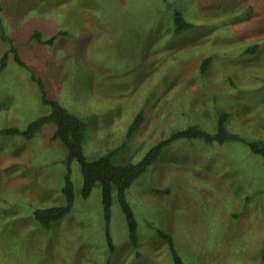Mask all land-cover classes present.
<instances>
[{
  "label": "rangeland",
  "instance_id": "374dc122",
  "mask_svg": "<svg viewBox=\"0 0 264 264\" xmlns=\"http://www.w3.org/2000/svg\"><path fill=\"white\" fill-rule=\"evenodd\" d=\"M164 3L0 0V57L12 42L23 61L11 52L0 70V129L24 130L49 113L34 72L48 98L87 121V159L121 145L139 113L115 164L138 161L190 125L213 133L220 112L229 132L264 140V0ZM174 9L191 24L180 33L172 29ZM36 30L57 37L42 45L31 40ZM55 128L45 123L31 138L0 134V264H173L160 232L173 238L183 264H261L264 160L242 140L166 145L126 190L136 247L113 193L110 250L101 185L84 198L77 161L72 209L48 229L33 217L64 203L67 151Z\"/></svg>",
  "mask_w": 264,
  "mask_h": 264
},
{
  "label": "trees",
  "instance_id": "16d2710c",
  "mask_svg": "<svg viewBox=\"0 0 264 264\" xmlns=\"http://www.w3.org/2000/svg\"><path fill=\"white\" fill-rule=\"evenodd\" d=\"M166 1L167 0H162V3L165 4L164 2ZM168 3L165 4V6L168 5ZM130 4L131 2L128 4V8ZM190 26V22L186 20L182 12L174 9L172 12L173 32L180 33L188 29ZM0 35L2 38L6 39L1 18ZM56 37V35H51L48 38H44L42 33L36 30L32 33L31 40L42 45H47L52 43ZM11 52L14 55V60L23 65V61L18 53V49L13 46L11 42V49L2 54L0 57V70L6 66L8 55ZM203 62L206 64L208 59H204ZM203 69H205L204 64ZM31 73V77L35 80L42 91V103L48 104L50 107L49 113L32 120L24 130L19 129L16 126L6 127L0 129V134L23 135L25 138H31L33 137L34 133L37 132L45 123L52 122L56 126L53 138L59 139L66 148L67 171L64 174V184L61 188L64 196V203L61 205L40 207L33 211L34 219L42 228L48 229L54 221L66 215L73 207L75 194L74 185L70 178V164L72 161H77L80 166L83 177L82 196L84 198L89 196L96 183L101 185L104 218L107 225V241L110 250H112L113 245L109 235L108 226L111 218L113 193H116L118 203L125 215L129 240L131 244L136 247L138 242L137 222L126 198V190L146 172L147 168L159 157L162 149L172 141L177 139H188L194 141H203L207 144H222L227 140H242L247 144L252 153L260 156L264 160V140L259 139L247 141L238 134L229 132L225 125V119L227 117L225 112L219 113V120L216 123V131L213 133L202 129L197 125H190L184 129L171 133L166 138L159 140L157 143L152 145L138 161H128L123 164H115L112 160L113 155H115V153H117L127 144L129 139L134 135L142 122V115L139 113L129 124L125 140L121 145L114 148L107 154L100 155L93 159H87L83 151V143L88 126L87 121L69 111L57 100L48 98L44 90V84L42 80L39 77H36L34 72ZM160 233L166 238L168 242V249L173 264H183L181 256L175 247L173 238L164 232ZM106 264H111L110 258L107 259ZM261 264H264V235L261 252Z\"/></svg>",
  "mask_w": 264,
  "mask_h": 264
},
{
  "label": "crops",
  "instance_id": "0c3cea01",
  "mask_svg": "<svg viewBox=\"0 0 264 264\" xmlns=\"http://www.w3.org/2000/svg\"><path fill=\"white\" fill-rule=\"evenodd\" d=\"M40 31V30H39ZM41 32V31H40Z\"/></svg>",
  "mask_w": 264,
  "mask_h": 264
}]
</instances>
